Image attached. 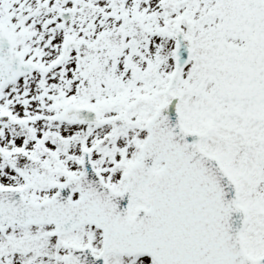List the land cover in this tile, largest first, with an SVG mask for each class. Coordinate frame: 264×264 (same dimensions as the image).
I'll return each mask as SVG.
<instances>
[{
    "label": "snow or ice",
    "instance_id": "6c2138e0",
    "mask_svg": "<svg viewBox=\"0 0 264 264\" xmlns=\"http://www.w3.org/2000/svg\"><path fill=\"white\" fill-rule=\"evenodd\" d=\"M0 264H264V0H0Z\"/></svg>",
    "mask_w": 264,
    "mask_h": 264
}]
</instances>
